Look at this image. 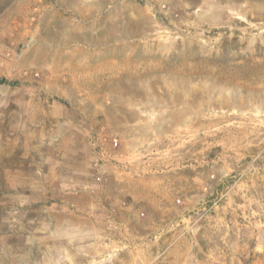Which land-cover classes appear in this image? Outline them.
Here are the masks:
<instances>
[{
    "label": "rangeland",
    "instance_id": "rangeland-1",
    "mask_svg": "<svg viewBox=\"0 0 264 264\" xmlns=\"http://www.w3.org/2000/svg\"><path fill=\"white\" fill-rule=\"evenodd\" d=\"M128 208L264 264V0H0V264H116Z\"/></svg>",
    "mask_w": 264,
    "mask_h": 264
},
{
    "label": "crops",
    "instance_id": "crops-1",
    "mask_svg": "<svg viewBox=\"0 0 264 264\" xmlns=\"http://www.w3.org/2000/svg\"><path fill=\"white\" fill-rule=\"evenodd\" d=\"M53 49H45L40 56L47 76H58L60 72L61 60L58 55L52 54ZM55 90L48 86V82L42 83L39 89L28 88L30 94H38L47 99L53 97L52 92ZM142 216L144 218L130 208L118 213V222L114 225L118 235L114 241L117 255L114 258L108 255L101 262L109 263L114 259L116 264H189L190 250L179 231L168 227L154 228L151 226L153 223L150 224V217Z\"/></svg>",
    "mask_w": 264,
    "mask_h": 264
}]
</instances>
